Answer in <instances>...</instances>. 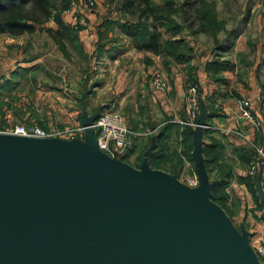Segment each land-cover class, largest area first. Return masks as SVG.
Returning <instances> with one entry per match:
<instances>
[{"label": "crops", "instance_id": "0c3cea01", "mask_svg": "<svg viewBox=\"0 0 264 264\" xmlns=\"http://www.w3.org/2000/svg\"><path fill=\"white\" fill-rule=\"evenodd\" d=\"M105 1L99 0L96 9L85 0L72 2L58 20L53 10L46 17L47 7L41 1H0V130L18 120L47 131L74 130V140L92 146L97 133L89 124L104 112H116L128 128L127 145L117 159L134 169L174 176L182 184L185 175L194 174V188L201 186V167L208 194L220 180L226 182L225 207L216 205L246 238L248 247L264 244V165L257 166L254 175L248 174L251 145L264 151V19L254 22V36L241 34L234 53L221 58L232 66L219 81L205 70L212 52L200 55L193 39L196 70L190 81L185 64L165 67L159 57L136 48L117 25L111 29L108 23L117 11ZM9 16L16 23L4 32L2 24ZM37 36L40 44L33 43ZM156 69L167 81L164 92L152 87ZM192 81L198 84L197 122L209 128L190 127L189 160L179 135L185 125L179 120L184 118L185 90ZM243 99L257 125L241 116ZM169 124L174 126L162 131ZM207 146L219 155L210 164L211 171L205 168ZM159 152L167 157L169 167L157 159ZM172 156L177 167L169 164ZM155 162L159 166H152ZM174 169L177 174L169 172Z\"/></svg>", "mask_w": 264, "mask_h": 264}, {"label": "water", "instance_id": "95a60500", "mask_svg": "<svg viewBox=\"0 0 264 264\" xmlns=\"http://www.w3.org/2000/svg\"><path fill=\"white\" fill-rule=\"evenodd\" d=\"M199 176L0 134V264H260Z\"/></svg>", "mask_w": 264, "mask_h": 264}, {"label": "trees", "instance_id": "16d2710c", "mask_svg": "<svg viewBox=\"0 0 264 264\" xmlns=\"http://www.w3.org/2000/svg\"><path fill=\"white\" fill-rule=\"evenodd\" d=\"M37 1L46 4L47 11H44L46 17H49L53 10L55 12L54 18L58 20L60 12L68 10L75 0ZM116 1L109 0L110 5L116 3ZM41 9L43 8L41 7ZM115 9L117 16L114 21L108 23L111 29L113 25H117L136 48L161 58L165 67L171 63L185 64L190 81L196 70L195 65L192 63L194 56L192 40L198 33L210 37L214 43L213 50L215 52L212 51V53L216 55L212 60L205 63V70L212 79L215 81L221 80V73L232 66L229 60H221L218 55L219 53L224 54L222 50L224 41L218 42V35L226 33V21L220 17L214 2L207 0H184L181 3L175 0H118ZM187 9L192 13L193 22L196 25L188 22L185 14ZM5 19H2L5 20L2 24L4 32L8 31V27L12 26L13 23H16L13 16ZM226 36L229 38V33ZM173 126V124L166 125L162 131ZM179 135L181 136V144L185 155L189 160H192L190 151L193 146V137L190 126H183ZM161 140L160 143H164L165 138L163 137ZM203 154L205 168L207 171H211L210 164L214 163L219 155L212 151V146L205 147ZM160 158L162 164L165 165L167 157L159 152L157 159ZM168 161L170 165L175 164V167H177L175 156L170 157ZM159 162L153 163L152 166H159ZM169 172L177 174L178 171L174 169ZM225 185L226 182L220 180L209 193V199L222 208L225 207L227 199L224 192Z\"/></svg>", "mask_w": 264, "mask_h": 264}, {"label": "built area", "instance_id": "2783aa9c", "mask_svg": "<svg viewBox=\"0 0 264 264\" xmlns=\"http://www.w3.org/2000/svg\"><path fill=\"white\" fill-rule=\"evenodd\" d=\"M88 6L93 7V3L89 2ZM72 8V7H71ZM167 81L160 70L156 69L153 73L152 87L156 91L164 92L167 89ZM185 115L179 120L181 125H187L192 128L204 127L209 128L207 124L197 122V110L199 103L198 84L191 82L185 90ZM240 114L250 123L257 125L259 122L254 117L251 108L246 99L240 101ZM90 126L96 130V147L99 151L111 158H117L127 145L128 128L116 112H104L97 116ZM78 131L80 128H76ZM75 131L67 132L47 131L35 124H14L7 128L1 129L0 134L31 138V139H66L74 140ZM64 135V136H63ZM253 156L248 164V174L254 175L257 166L264 165V151L255 145H251ZM182 182L189 188L197 186V177L194 174H187L182 178ZM254 256L260 264L264 262V244H260L252 249Z\"/></svg>", "mask_w": 264, "mask_h": 264}, {"label": "rangeland", "instance_id": "374dc122", "mask_svg": "<svg viewBox=\"0 0 264 264\" xmlns=\"http://www.w3.org/2000/svg\"><path fill=\"white\" fill-rule=\"evenodd\" d=\"M56 1L58 2L59 0ZM76 1L77 0L73 2ZM175 1L181 3L184 0H175ZM207 1L214 2L216 4V9L220 13V17L222 18V20L226 21V28H225L226 33H220L218 35V42L224 41L223 42L224 48L222 49L224 51V54L218 52L219 53L218 55L221 58L225 57V55L231 56L234 53L235 41L238 39V37L241 36V34L243 33L246 34V37L250 35L254 36L255 34L254 22L256 21V19L258 20L264 19V8L262 9V13L259 11L261 10L262 5H264V0H207ZM85 2L87 3L86 4L87 6L89 2L93 3V7H92L93 9L97 8L96 6L97 4L99 5V0H85ZM105 2H107L108 5H110L109 0H106ZM117 3L118 0L116 1V3L110 5L109 9L110 7H113L112 9L115 10ZM185 14H186V18H188V22L196 25V23L193 22V16L190 10L187 9ZM176 18L179 19L178 17ZM106 19L107 17L105 18V20ZM227 33H229V38L226 36ZM194 40H195L194 45L198 49L200 55H204L206 53L210 55L212 51L215 52L213 50L214 43L210 37L198 33V35L195 36ZM40 42L41 39L39 36L33 38V43L40 44ZM212 54L213 56L216 55L215 53ZM159 60L160 62H162L161 58H159ZM13 121L14 123H12V125L20 123V122H16L18 120H13Z\"/></svg>", "mask_w": 264, "mask_h": 264}]
</instances>
